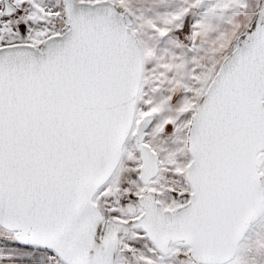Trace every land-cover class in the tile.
Instances as JSON below:
<instances>
[{"label": "snow or ice", "instance_id": "snow-or-ice-1", "mask_svg": "<svg viewBox=\"0 0 264 264\" xmlns=\"http://www.w3.org/2000/svg\"><path fill=\"white\" fill-rule=\"evenodd\" d=\"M0 264H264V0H0Z\"/></svg>", "mask_w": 264, "mask_h": 264}]
</instances>
